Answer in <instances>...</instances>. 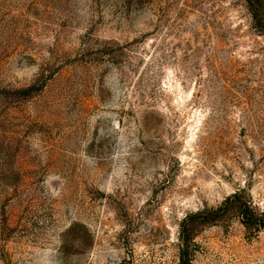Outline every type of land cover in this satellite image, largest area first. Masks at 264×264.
Listing matches in <instances>:
<instances>
[{
    "label": "rangeland",
    "instance_id": "rangeland-1",
    "mask_svg": "<svg viewBox=\"0 0 264 264\" xmlns=\"http://www.w3.org/2000/svg\"><path fill=\"white\" fill-rule=\"evenodd\" d=\"M256 8L0 0V264H264Z\"/></svg>",
    "mask_w": 264,
    "mask_h": 264
},
{
    "label": "trees",
    "instance_id": "trees-1",
    "mask_svg": "<svg viewBox=\"0 0 264 264\" xmlns=\"http://www.w3.org/2000/svg\"><path fill=\"white\" fill-rule=\"evenodd\" d=\"M256 1L257 0H247L248 2V5L250 7V10L251 12L253 13V16L255 19H258L259 15L257 13V8H256ZM255 212H253V210H251L249 208V206H245V210L242 212V218L243 220L245 221V223L247 222L246 219L249 218V216L251 217H255ZM259 220H263L264 219V212H262L261 214H259V216L257 217ZM184 252V251H183ZM182 260H183V263L182 264H186L185 262V255L183 253V256H182Z\"/></svg>",
    "mask_w": 264,
    "mask_h": 264
}]
</instances>
